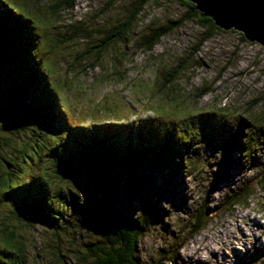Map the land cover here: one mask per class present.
Wrapping results in <instances>:
<instances>
[{"label": "rangeland", "instance_id": "obj_1", "mask_svg": "<svg viewBox=\"0 0 264 264\" xmlns=\"http://www.w3.org/2000/svg\"><path fill=\"white\" fill-rule=\"evenodd\" d=\"M6 1L37 24L41 61L72 126L82 123L84 127L91 120L102 125L120 120L124 126L116 129L126 139L141 125L147 133L154 124L153 133H174L170 144L176 148L172 152L185 149L190 138L187 166L181 158V165L172 164L175 171L171 173L167 164L158 167L144 162L154 188L143 196L151 204L159 202L163 217L154 219L139 242L140 264H156L162 255H174L171 264H264V187L257 182L260 164L264 163V47L242 40L233 30L215 31L202 42V28L193 18L164 35L152 51H144L138 43L150 27L163 26L187 14V8L178 1L153 0L129 36L131 43L107 47L97 58L90 47L101 33L68 40L73 35L72 27L106 32L121 23L136 0H73L71 10L63 7L57 13L49 8L56 0ZM119 53L118 74H110L111 65L117 61L113 57H119ZM184 61L185 70L176 76V82L160 88L170 70ZM91 64L95 65L93 69ZM2 92L0 86L3 106ZM21 117L28 120L23 114ZM29 122L28 128L35 127L34 121ZM2 127L13 131L11 121L4 119L0 124V163L1 158L8 159L7 153L13 150L10 147L20 149L28 141L19 130L15 134L22 135L20 140H12L13 135ZM234 134L237 138L231 148ZM5 139L10 147L5 146ZM227 154L232 161L228 176L212 189ZM44 159L37 162V168L28 163H23L22 173L17 168L15 180L22 184H13L8 198L0 202V233L4 223L25 245L24 264H97L88 251L95 243H105L101 219L110 210L125 215L128 206L129 215L134 216L140 201L126 202L122 190H118L109 210L107 198L92 188L88 179L63 180L59 169ZM17 161L22 162L21 158ZM4 167L5 171H14L6 164ZM3 171L0 165V174ZM40 171L45 173L41 182ZM244 186L251 188L253 195L242 204L230 206L232 193ZM21 189L23 196L39 191L47 196L57 193L59 201L54 208L63 212L61 224L55 228L45 219L44 215L52 218L50 210L45 214H20L18 221L4 212L16 204ZM69 191L77 201L76 207L62 203L66 194L70 197ZM83 202L87 208L79 205ZM200 205L205 212L204 228L192 235V220ZM77 251L86 255L84 263L77 260Z\"/></svg>", "mask_w": 264, "mask_h": 264}, {"label": "trees", "instance_id": "obj_2", "mask_svg": "<svg viewBox=\"0 0 264 264\" xmlns=\"http://www.w3.org/2000/svg\"><path fill=\"white\" fill-rule=\"evenodd\" d=\"M151 1L153 0H136L133 2L131 7L127 9L128 14L121 20V23L112 26L106 32L96 30L94 27L82 30L73 26V35L67 38L71 40L81 37L83 34L90 37L95 32L101 33V37L90 47L95 50L97 58H100L107 47L119 43L124 46L131 43L132 37L129 36L135 32L136 23L144 16V8ZM175 1L187 8L185 17L178 18L163 26L150 27L138 43L140 49L142 48L147 52L152 51L164 35L181 26L188 19H196L202 28V42L207 41L214 35L215 31L220 30L208 17H200L192 3L185 0ZM73 4V0H56L49 8L57 13L63 7L71 10ZM36 25L30 19L16 12L7 4L6 0H0V86L3 89V98L6 102L3 106L0 105V124L4 119L11 121L13 131L10 127L9 129L2 128L13 135L12 140H15V137L20 140L22 136H17L16 130L23 131V135L28 138V141L23 143V147L20 149L10 147L8 139L3 141L5 146L13 150L7 153L8 159L1 158L2 163L0 165L4 171L6 170L5 164L14 171L11 173L7 169L0 174V187H2V191L4 190V192L0 191V202L8 198L13 184H17V187L22 184L15 180L17 168L21 170V173L24 172L23 163L30 164L32 168L35 165L37 168V162H42L43 158L50 160L59 169L63 180L88 179V184L107 198L109 210L110 201L116 197L118 190H122L123 199L126 202L140 201L139 211L132 216L129 215L131 212L129 206L125 215L110 210L109 215L101 219L99 223L105 243L93 244V248L89 249L88 253L89 256L94 257L97 264H140L139 242L154 219L163 217V210L159 206V202L151 204L143 196L154 188V185L150 183L149 176H146L144 162H153L158 167L167 164L170 167L169 171L173 173L175 169L171 168L172 164L173 167L181 165V158L185 162L187 161L191 140L190 138L187 139V142L183 140L187 143L185 149L179 151L175 149L172 152V148H176L175 145L170 144L175 139L174 133H153L152 126L154 127V124L149 127L147 133L143 132L141 125L136 132L130 134L126 139L120 136L119 130L116 129L124 126L120 120H115L114 123L107 121L104 125L101 122L96 123L97 120H91L88 124H92L91 128L88 125L82 127V123H79L77 127L72 126L67 113H65V106L57 98V93L52 87L51 81L48 80L49 75L46 66L41 61L44 60L39 54L41 35L36 29ZM240 37L244 40L241 34ZM108 54L110 53L108 52ZM116 56L113 57L117 61L115 65H111L110 74H118L115 68L121 63V53H119V57ZM94 66L93 64L89 65L91 69ZM184 70L185 61L170 70L169 78L164 80L160 88L168 86L169 83H175L176 76ZM22 114L28 120L22 121ZM30 120L34 121L35 127H27ZM25 130L28 131L24 132ZM73 131L75 132L73 133ZM236 134L233 136L234 141L231 148L234 147ZM161 135L165 138L163 139ZM176 138L179 139L180 137ZM135 139L140 142L136 143ZM0 140H2L1 137ZM262 144L264 145V142ZM1 146L0 144V150ZM19 158H21V163L17 161ZM250 158L252 159L251 156ZM173 160L176 161L173 163ZM231 162L227 154L219 165L220 169H218L216 176H214L212 189L226 180ZM184 166H187V162ZM31 167L28 166L29 170ZM260 169L257 182H260L264 187V163L260 164ZM33 172L35 171L33 170ZM44 174L43 171L39 172L40 182ZM27 181H25L26 184ZM165 188L162 190L166 191ZM24 189L17 192L19 196L16 198V204L12 203V208L4 212L18 221L20 214H39V212L45 214L47 213L46 210H50L53 211L52 218L44 215L45 219L54 223V227L57 228L64 216L59 207L54 208L59 201L57 193L47 196L45 192L39 191L33 195L23 196ZM251 192L252 190L248 186L233 192L231 196L233 201L229 205L242 204L253 195ZM69 195L70 197L66 194L62 203H67L68 208L76 207L75 197L71 195L70 191ZM84 203H79V205L87 208L88 205H84ZM203 216H205V212L201 210L200 205L199 211L192 220L193 225L190 229L192 235L204 228ZM1 227L0 264H24L25 245L16 240L15 233L7 230L4 223L1 224ZM175 253L176 251H174ZM78 255L79 257L76 256L77 260L84 263L86 255L81 253ZM173 257L174 255L172 257L162 255L158 261L164 259L172 263Z\"/></svg>", "mask_w": 264, "mask_h": 264}, {"label": "water", "instance_id": "obj_3", "mask_svg": "<svg viewBox=\"0 0 264 264\" xmlns=\"http://www.w3.org/2000/svg\"><path fill=\"white\" fill-rule=\"evenodd\" d=\"M200 17L223 31H236L248 42L264 47V0H185ZM156 264H171L162 259Z\"/></svg>", "mask_w": 264, "mask_h": 264}]
</instances>
